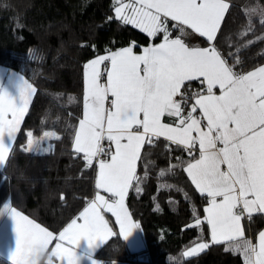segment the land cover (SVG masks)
Returning a JSON list of instances; mask_svg holds the SVG:
<instances>
[{
	"label": "snow or ice",
	"instance_id": "1",
	"mask_svg": "<svg viewBox=\"0 0 264 264\" xmlns=\"http://www.w3.org/2000/svg\"><path fill=\"white\" fill-rule=\"evenodd\" d=\"M227 7L223 0H115L118 21L149 37L162 34V42L143 48L140 55L129 46L85 65L84 117L75 133V152L84 154L88 167L96 158V187L114 199L97 194L79 214L82 223L73 219L58 236L5 204L0 215L12 217L17 237L12 264H32L33 255L46 252L53 240L59 242L51 258L78 264L77 252L64 244L78 246L84 239L93 248L97 242L105 243L113 233L102 210L115 217L126 240L139 228L125 207V197L132 181L140 179L136 166L141 149L161 137L189 155L199 145V157L187 162L184 170L208 198L205 219L213 241L228 243L243 256L244 264H264V232L258 246L244 239L237 211L242 206L249 219L253 212L264 213V67L236 73L214 45L189 47L180 37L171 38L168 27L170 20L181 35L187 28L214 41ZM104 76L106 83L101 82ZM192 81L200 82L202 90L191 91ZM18 91L19 101L0 84V166L7 162L36 89L21 77ZM165 116L174 117L175 126L164 123ZM134 127L142 131H133ZM27 137L25 150H47L42 140L33 139L32 131ZM200 223L197 219L196 225ZM207 247L200 243L185 255Z\"/></svg>",
	"mask_w": 264,
	"mask_h": 264
},
{
	"label": "trees",
	"instance_id": "2",
	"mask_svg": "<svg viewBox=\"0 0 264 264\" xmlns=\"http://www.w3.org/2000/svg\"><path fill=\"white\" fill-rule=\"evenodd\" d=\"M228 2L212 43L241 73L264 62V0ZM255 6L261 8L259 13L251 11ZM114 7L115 0H0V65L26 74L36 85L12 151L0 167V209L11 204L53 231L66 225L96 190L97 163L88 167L84 154L73 146L86 61L126 45L141 49L162 39V34L153 38L122 24ZM173 23L169 20L171 35H180ZM182 36L194 45L211 43L206 37ZM29 64L38 68L36 73L26 71ZM60 76L68 77L70 88L54 85ZM201 90L200 82H191V91ZM29 131L47 145L46 151L25 150ZM44 132L49 137L44 138ZM195 155L163 137L145 143L137 165L140 179L133 181L127 196L145 246L130 250L115 234L96 251L103 264H244L228 243L211 241L205 219L208 199L184 170ZM249 220L244 239L255 238L264 227V213L254 212ZM202 240L209 241L206 249L184 255ZM0 264L12 261L0 254Z\"/></svg>",
	"mask_w": 264,
	"mask_h": 264
},
{
	"label": "crops",
	"instance_id": "3",
	"mask_svg": "<svg viewBox=\"0 0 264 264\" xmlns=\"http://www.w3.org/2000/svg\"><path fill=\"white\" fill-rule=\"evenodd\" d=\"M124 2H127V0H124ZM223 2L229 6L228 0H223ZM227 9H228V7H227ZM227 9L225 10V13H226ZM225 13H224V16H225ZM224 16H223V18H224ZM223 18H222V20H223ZM222 20H221V22H222ZM220 25H221V23H220ZM184 35L191 36L192 38H196V37L200 36L198 33L194 32L192 29H187V28L185 30V34ZM177 37H180L181 39H183V41L189 47L207 48V47H210V46H213L214 45L212 43V41H211L210 44H207V45H198V44H195L194 45V44H191L188 41H186L185 37H183L181 34L180 35H171V38H177ZM161 42H162V39H160V40H158L156 42H151V43L143 46L141 49H136L134 47V45L130 44V45H126V46L117 48L116 50H113V51L102 52V53L96 54L95 56H93L92 58H90L89 60H87L86 63H85V65L87 63H89L91 60H93V59H95V58H97L99 56L107 55V54H109L111 52H115V51L121 50V49H123L125 47H129V46L133 47V52L135 54L140 55V54H142L143 48L149 47V46H154V45L159 44ZM218 52L220 53L221 57L224 58V56L222 55V53L219 50H218ZM227 63H228L229 66H231L228 61H227ZM260 67H264V62L261 63V64H259V65H257V66H255V67H253V68H251V69H248V70H246L244 72H241L240 74H246V73L251 72V71H254V70H256V69H258ZM101 68L103 70V65L101 66ZM233 71L236 72L234 69H233ZM84 72H86L85 67H84ZM21 77H23L24 79L28 80L29 83H31L32 86L36 89V85L34 84V82L26 74H24V73H22V72H20V71H18L16 69H14V68H10V67H6V66H3V65H0V84H3V86L9 91L10 95L12 96V98L15 99V100H17V101H19L18 85H19V83H21ZM101 82L102 83H106V76L102 77ZM214 91L216 92L217 95L220 94L219 93V89H214ZM85 94H86V77H85L83 100H82V104H81V106H80V108L78 110V123H77L76 131L79 128V122H80V120L83 119V117H84V98H85ZM33 96L30 97V103H31V100H32ZM30 103H29V105H30ZM187 110L188 109H186L185 111H187ZM195 115L198 116L199 115V111ZM24 117H25V115H24ZM24 117H23V119H24ZM162 120H163L164 123H167V124H170V125L175 126L176 119L174 117L165 116V117L162 118ZM203 123L204 122L202 121V124ZM20 127H21V125H20ZM133 131H142V129H136L134 127L133 128ZM16 135H17V133H16ZM4 142H5L6 145L9 143V138L7 137V135H5V137H4ZM74 143H75V135H74ZM73 146H74V144H73ZM112 147H113V150H114V145ZM74 149H75V147H74ZM142 150H143V148L141 149V153H142ZM194 152L196 153V155L194 156V158H198L199 157V145L198 144H197L196 149L194 150ZM194 158H192L190 161H192ZM93 161H94V158H93ZM138 162H139V160L137 161V165H138ZM186 166H187V164L185 165V168H186ZM0 167H3V166H0ZM136 174H137V166H136ZM97 179H98V164H96V169H95V187H96V181H97ZM133 181H132V183H133ZM131 186H132V184H131ZM130 189H131V187L129 188V190H128L127 194H126V197H125V207L127 208L128 212H129V214L131 216L132 222L138 224L139 225V228L133 229L132 230V233L129 235V237L126 240L123 238V236L120 233V228H119V225L116 223L115 217L112 216L111 213H108V212H106L104 210H102V213L101 214L104 215L105 219L108 221L109 227L112 229V233L113 234L108 238V240L113 235L119 234L125 240V243H126V246L128 247V249H130V250H138V249H140V248H142V247L145 246V237H144L143 230H142V227L140 225V222L132 215V213L130 211V208L128 206V203H127V196H128V193H129ZM97 194L103 195V196H105L106 199H109V200L114 199L113 197H111V195L109 193H106L102 189H98L96 187V190H95L93 196L84 204V206L81 208V210L66 225H64L58 231H53V230L47 228L46 226L42 225L40 222H38L37 220H35L31 216H29L28 214L24 213L22 210L14 207V206H12L11 204H9V205L11 207L15 208L17 211L21 212L23 215H26L27 217H29V219H32L36 223H39L42 227H44L47 230L51 231L54 234V236H58L59 233L61 231H63L64 228H66L67 225L73 219H77V222L78 223H82V220L79 219V214L84 210L85 207L88 206V204L91 201H93L95 199V197H96ZM207 207H208V201H207V203L205 205V209ZM237 211L242 215V218H241V226L243 228L244 237H245V235H246V226H245V223H247V221H246V215L248 216V214L245 212L246 215H244V211H239L238 209H237ZM206 215H207V213L205 212V217H206ZM209 229H210V227H209ZM261 232H264V227L255 236V238L250 237L247 240H250L253 245H257L258 246V243H259V234ZM210 237H211V241H213L212 236H211V230H210ZM16 239H17V237H16V232H15V222H14V220L12 219V217L8 213H3V215L0 218V254L2 256H4L5 258L9 259L10 261H11L10 256L15 251ZM58 242L59 241H57V240H53L48 245V249L46 251V256L48 254H51L52 250L55 248V244L58 243ZM199 242H205L206 244H209V241H206V240H202V241H199ZM103 244L104 243L97 242V245L95 247L89 248L87 241L84 240V239H82L81 242H80V244L78 246L68 245L66 243L64 244V246L65 247H70V248H72V250H74V251L77 252V255H78V258H79L78 259V264H92V260L93 259L97 261V264H103L102 259L99 258L96 255V251ZM187 249H189V248H187ZM52 264H66V260L65 261H61L57 257H52Z\"/></svg>",
	"mask_w": 264,
	"mask_h": 264
},
{
	"label": "rangeland",
	"instance_id": "4",
	"mask_svg": "<svg viewBox=\"0 0 264 264\" xmlns=\"http://www.w3.org/2000/svg\"><path fill=\"white\" fill-rule=\"evenodd\" d=\"M261 10V8H258V7H252V9H251V11L253 12V13H259V11ZM37 67H35V66H33V65H31V64H29L27 67H26V71H28L29 73L30 72H32V73H36L37 72ZM54 85L55 86H57V87H60V86H62V87H67V88H70L71 87V83H70V81H69V79H68V77L67 76H60L57 80H56V82L54 83ZM200 243H205V242H198V243H196V244H194L193 246H191V247H189V249H187V250H185L184 251V255H185V253H187V252H189L193 247H196L198 244H200ZM206 244V243H205ZM204 250V249H203ZM202 250H199L198 252H197V254L199 253V252H201ZM185 256H187V255H185Z\"/></svg>",
	"mask_w": 264,
	"mask_h": 264
},
{
	"label": "clouds",
	"instance_id": "5",
	"mask_svg": "<svg viewBox=\"0 0 264 264\" xmlns=\"http://www.w3.org/2000/svg\"><path fill=\"white\" fill-rule=\"evenodd\" d=\"M32 264H52V258L51 254H48L46 256V252L40 251L37 254H34L33 257L31 258Z\"/></svg>",
	"mask_w": 264,
	"mask_h": 264
},
{
	"label": "built area",
	"instance_id": "6",
	"mask_svg": "<svg viewBox=\"0 0 264 264\" xmlns=\"http://www.w3.org/2000/svg\"><path fill=\"white\" fill-rule=\"evenodd\" d=\"M107 63V62H106ZM103 143V145L107 148L108 147V142L105 140V141H103L102 142ZM94 162L95 163H97V160H96V158H94ZM238 210L239 211H243V208H242V206L240 207V208H238ZM244 215H246V213L244 212ZM246 221H247V223H249L250 222V220H249V218H248V216L246 215Z\"/></svg>",
	"mask_w": 264,
	"mask_h": 264
}]
</instances>
